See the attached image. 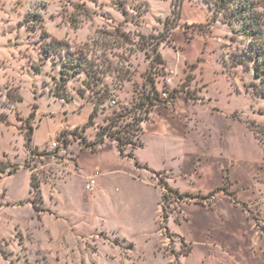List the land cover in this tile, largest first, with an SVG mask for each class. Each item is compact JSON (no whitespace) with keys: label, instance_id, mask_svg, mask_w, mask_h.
I'll use <instances>...</instances> for the list:
<instances>
[{"label":"rangeland","instance_id":"374dc122","mask_svg":"<svg viewBox=\"0 0 264 264\" xmlns=\"http://www.w3.org/2000/svg\"><path fill=\"white\" fill-rule=\"evenodd\" d=\"M252 1L261 15L262 40L246 36L236 19L230 25L219 0H0V264H264V94L252 60L264 44V0ZM184 3L202 4L208 15L206 24L192 25L189 37L203 29L216 34L228 50L229 68L240 67L243 152L238 158L229 155L227 165L206 161L209 168L226 170L223 183L209 194L174 198L157 235L136 248L137 241L68 221L74 218L67 215L80 218L82 212L76 195L69 191L57 206L55 197L68 178L65 166L72 155H59L50 144L56 138L68 146L88 142L113 123H118L115 130L129 129L134 117L145 116L142 101L152 89V74L163 69L174 76L155 59L162 57V47L173 46L168 38L181 24ZM67 57L86 59L91 74L75 73ZM126 86L136 96L120 97ZM63 89L67 101L57 96ZM95 105L98 116L87 136L83 110L93 112ZM32 133L35 155L26 145ZM124 136L137 142L140 133ZM227 137L236 141V132L229 129ZM32 177L39 193L31 187ZM154 178L158 184L164 180ZM201 211L212 214V224L201 219ZM205 228L200 233L206 242L213 240L209 249L216 256H205L204 245L195 241V231ZM228 238L237 241L241 254H222L220 243Z\"/></svg>","mask_w":264,"mask_h":264},{"label":"crops","instance_id":"0c3cea01","mask_svg":"<svg viewBox=\"0 0 264 264\" xmlns=\"http://www.w3.org/2000/svg\"><path fill=\"white\" fill-rule=\"evenodd\" d=\"M207 18L202 4L184 3L181 24L168 38L173 46L161 49L165 68L174 75H171L173 83L165 86L164 79L169 75L163 69L152 74V89L158 93L159 101L149 108L145 98L151 90L142 101L145 114L148 112L141 123L142 146L135 150L136 159L123 157L117 143L108 138L95 147L82 141L68 146L67 155H72V161L65 166L68 178L58 186L56 206L70 191L82 209L77 213L80 218L70 214L67 216L74 220L68 221L86 224L93 230L104 229L126 241H137L136 248H139V244L147 245L159 228L164 189L154 175H163L166 183L183 195L209 194L223 183L226 170L209 168L206 161H212L213 167L221 160L227 165L229 155L238 158L243 152V136L240 141L238 138L239 129L243 135L242 119L238 115L243 112L238 101L242 73L238 64L236 71L229 68L228 50L221 48L216 34L203 29L196 30L193 39L189 37L195 29L192 25L206 24ZM129 90L124 87L118 91L119 96H134L135 92ZM164 90L171 93L170 101L162 99ZM83 111L86 119L82 125H87L92 111L89 108ZM229 129L236 132V141L229 142ZM89 131L90 128L87 136ZM96 138L89 136L88 143L95 142ZM56 166L64 168L61 164ZM96 172L101 173L97 188L88 193L86 183ZM53 212L66 217L56 207ZM202 214L205 223L212 224L215 220L211 213ZM202 231L206 228L195 231L199 233L195 241L204 245L205 256H216L209 249L213 240L206 242ZM220 244L225 247L222 254L229 257L241 254L237 241L228 238Z\"/></svg>","mask_w":264,"mask_h":264},{"label":"trees","instance_id":"16d2710c","mask_svg":"<svg viewBox=\"0 0 264 264\" xmlns=\"http://www.w3.org/2000/svg\"><path fill=\"white\" fill-rule=\"evenodd\" d=\"M181 1H183V0H181ZM175 2H178V0H174V3ZM219 2L228 11V14H226V17H228L227 20H229L228 23L230 25H233V19H236L237 21L242 22L244 24V26H243L244 27V34L246 36L251 37L252 39L262 40L261 39L263 37L262 29L260 27H257V25L260 24L259 20H261V15L259 13H257V10L254 6V4H255L254 1H252V0H219ZM232 8H234L235 10L232 11ZM229 12H231V15L229 14ZM44 50H45L46 54H48L49 56L54 55V52L50 48H46ZM257 53H258V56L254 57L252 59L254 61L253 70H255V77L258 80H260L262 85H263V88L258 87V90H260V89L263 90V94H264V57H262V55L264 54V44L260 45V47H258ZM67 60H68L67 64H69L70 67L74 68L75 73L83 72V73H86L88 76L91 74V72L87 66L88 64H87L86 59L84 60L81 58L75 59L74 57L73 58L67 57ZM155 62L165 68L164 61H163L161 56H157V58L155 59ZM64 86H66V84H64ZM57 96L65 99L66 101L69 99V97H68L69 95H68L67 91H65V90L57 93ZM106 99L107 98L105 97L102 102H106ZM158 101H159V95H158V93H156L154 91V88H153V89H151L150 95L145 98V102L148 103L149 108H151ZM98 109H99V105H95V108L89 117V121H88L87 125L84 127L85 131L88 128H90L91 126H94L93 125L94 120L98 116ZM147 112L148 111H146V114L144 117H139V118L134 117L135 123L133 125H129V129L126 128V129H122V130H119V129L115 130V128L118 126V123H113L109 127L105 128L103 130L100 129L98 131L97 138H96L95 142L88 143L86 141V139H81V141L83 143L87 144L88 146L95 147V146H98L100 144H103L105 142L106 138H108L112 141L117 142L118 149H119V151L123 157H129L132 159H136L135 150L142 146V142L140 141V137H138L137 142H134L131 139H129V137H126L124 135L125 134H131V130L134 132L140 133L141 132V123L143 120L146 119ZM27 137H28V139H27ZM27 137H26V145L29 148V150L31 151L32 155L38 154L37 148H34L32 145L34 133H32V135H30V136L28 135ZM129 146L132 149L131 152L127 151ZM16 171H17V168L13 169L11 171V174H13ZM159 185H162V187H164L170 193L171 196H174L175 199L191 198L190 195H182L178 191L172 189L167 183L164 182V180H160ZM31 187L36 191V193L40 192V185L35 184L33 177H32V181H31ZM161 228H166V227L162 226ZM0 252H2V251L0 250ZM3 256L6 258L4 253H3Z\"/></svg>","mask_w":264,"mask_h":264},{"label":"built area","instance_id":"2783aa9c","mask_svg":"<svg viewBox=\"0 0 264 264\" xmlns=\"http://www.w3.org/2000/svg\"><path fill=\"white\" fill-rule=\"evenodd\" d=\"M173 83V77L171 75L167 76L164 79V84L165 86H170ZM162 99L165 101H170L171 100V93L167 90H164L162 92ZM112 104L115 106L117 105L116 100L112 101ZM116 142V141H115ZM117 143V142H116ZM50 149L56 151L59 155H67V149L68 145L65 140L56 138L51 144H50ZM101 175L100 172H96L94 175H92L87 183H86V190L88 193H93L98 184V178ZM164 194L161 200L160 204V220H164V215L173 207L174 204V196H171L170 193L164 189ZM164 222V221H163ZM164 229L160 230V234L164 237Z\"/></svg>","mask_w":264,"mask_h":264}]
</instances>
